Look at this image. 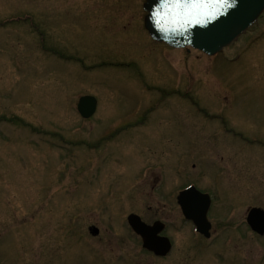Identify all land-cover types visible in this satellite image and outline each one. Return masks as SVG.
Listing matches in <instances>:
<instances>
[{
  "label": "rangeland",
  "instance_id": "rangeland-1",
  "mask_svg": "<svg viewBox=\"0 0 264 264\" xmlns=\"http://www.w3.org/2000/svg\"><path fill=\"white\" fill-rule=\"evenodd\" d=\"M141 1L0 0V19L36 26L0 25V264H264L245 222L264 209V15L211 59L164 58ZM190 180L214 198L207 238L170 195ZM129 213L165 223V257L141 248Z\"/></svg>",
  "mask_w": 264,
  "mask_h": 264
},
{
  "label": "water",
  "instance_id": "water-1",
  "mask_svg": "<svg viewBox=\"0 0 264 264\" xmlns=\"http://www.w3.org/2000/svg\"><path fill=\"white\" fill-rule=\"evenodd\" d=\"M208 4L209 6L202 10V14L197 19L188 23L178 22L177 18L171 14V6H165L163 0H146L145 26L151 36L157 40H163L177 47L190 45L207 54H214L243 32L264 8V0H208ZM86 101L92 111L95 101ZM89 113L86 112L84 115ZM183 198L182 195L180 203L183 213L187 218L194 220L201 231H205L204 222L209 202L207 206L200 208L197 206L200 204H188ZM128 221L134 231L142 237L145 247L160 254L166 251L161 238L157 236L159 222L149 226L134 214L128 217ZM247 221L255 231L261 234L264 232V211L262 209H251ZM90 230L92 234L97 233L94 227Z\"/></svg>",
  "mask_w": 264,
  "mask_h": 264
},
{
  "label": "snow or ice",
  "instance_id": "snow-or-ice-1",
  "mask_svg": "<svg viewBox=\"0 0 264 264\" xmlns=\"http://www.w3.org/2000/svg\"><path fill=\"white\" fill-rule=\"evenodd\" d=\"M163 3L165 6H171V14L177 18L178 22L188 23L197 19L202 14V10L209 6L208 0H163Z\"/></svg>",
  "mask_w": 264,
  "mask_h": 264
},
{
  "label": "flooded vegetation",
  "instance_id": "flooded-vegetation-1",
  "mask_svg": "<svg viewBox=\"0 0 264 264\" xmlns=\"http://www.w3.org/2000/svg\"><path fill=\"white\" fill-rule=\"evenodd\" d=\"M142 3H143V0L141 1V3H140V10L142 11ZM142 18H143V12H142V17H141V28H142V30H143V32L145 33V35H146V37L148 38V40H149V42H150V44H152V45H154V46H159L160 47V49L162 48V50H160L159 49V53L161 54V51H163L162 52V54L161 55H163L164 56V58H165V47H167V48H170V47H168L167 45H165V44H163V43H161V42H156V41H153V40H151L149 37H148V35H147V33L145 32V30H144V28H143V25H142ZM160 45H163V46H160ZM49 49H51L50 47H48ZM170 49H172V48H170ZM175 50V49H174ZM186 51H189V50H186ZM147 104H150V103H147ZM146 107H147V105L146 104H144ZM140 107H142V104H139V108ZM188 184H192V185H194L195 187H197L200 191H202V192H205V193H207V191H210V190H207V189H201L198 185H196V183H195V181H193V180H190L188 183H186L185 185H182V186H180V187H176V191L173 193V192H171L170 193V195H177V193L181 190V189H183V188H185V186H187ZM176 199V198H175ZM176 204H177V201H176ZM177 206H178V204H177ZM179 207V206H178Z\"/></svg>",
  "mask_w": 264,
  "mask_h": 264
},
{
  "label": "bare ground",
  "instance_id": "bare-ground-1",
  "mask_svg": "<svg viewBox=\"0 0 264 264\" xmlns=\"http://www.w3.org/2000/svg\"><path fill=\"white\" fill-rule=\"evenodd\" d=\"M241 37V36H240ZM178 51H180V49H178Z\"/></svg>",
  "mask_w": 264,
  "mask_h": 264
}]
</instances>
